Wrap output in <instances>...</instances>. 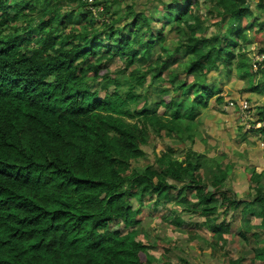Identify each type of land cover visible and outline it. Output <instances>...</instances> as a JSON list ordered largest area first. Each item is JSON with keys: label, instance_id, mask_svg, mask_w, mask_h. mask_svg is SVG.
I'll return each instance as SVG.
<instances>
[{"label": "trees", "instance_id": "trees-1", "mask_svg": "<svg viewBox=\"0 0 264 264\" xmlns=\"http://www.w3.org/2000/svg\"><path fill=\"white\" fill-rule=\"evenodd\" d=\"M132 2L95 18L80 0H0V264H171L140 240L139 218L159 208L218 250L234 228L264 264V173L239 200L220 162L191 148L137 164L151 137L194 143L223 81L253 74L247 34H264V0Z\"/></svg>", "mask_w": 264, "mask_h": 264}, {"label": "rangeland", "instance_id": "rangeland-1", "mask_svg": "<svg viewBox=\"0 0 264 264\" xmlns=\"http://www.w3.org/2000/svg\"><path fill=\"white\" fill-rule=\"evenodd\" d=\"M130 1H106L104 6L109 2L113 9L105 17L109 18L111 13L127 7L128 4H131ZM132 1L139 7L146 3V0ZM247 2L253 9L257 0H247ZM31 8L32 6L29 7V9ZM202 13L203 10L200 14ZM247 23L248 21L242 22L244 26ZM258 28L259 26L255 25L252 31H257ZM247 35L253 38L254 44L259 49L262 40H264V34L248 32ZM122 63L123 61L116 60L109 66L111 75H115L123 69ZM262 69L264 70V67ZM257 72L252 71L253 74L249 73L248 77L241 78L243 73L233 70L230 79L223 81V92L219 95L223 98V103L218 104L215 99H212L208 106L199 113L200 124H198L194 136V143H191L186 137L183 138L182 144L164 137L161 139L151 137L149 146L143 148L145 158L139 160L137 164L141 167L153 163L154 157L167 145L178 151L191 148L194 152L206 155L208 160L219 161L220 166L226 172L224 186L235 193L237 199L249 200V194L253 192L252 189H256L250 183L251 170L254 169L256 173H264V140L258 133H248L244 129L245 124L240 120V112L229 108L227 103L246 100L252 108L254 107V115L264 109V102H261L264 101V95H259L256 92L264 94V73ZM188 81H192V78H189ZM254 86H256L255 91L249 90ZM100 95L103 96V93L101 92ZM189 97L191 98L192 94H189ZM258 182L264 188V175ZM153 213L155 214L147 217L145 210L143 216L139 218L143 220V225L145 224L144 237L141 236L140 240L149 247V254L158 260H161L165 255L171 264H181L178 259L186 261L184 264H236L237 261L240 262L239 264H259L252 260L249 253L250 247L236 236V232L234 234V228H232L231 235L224 237L226 239L225 246L222 250H218L211 246V235L206 230L199 229L194 232V229L191 228L189 231L192 236H190L178 231L177 228L165 221L162 218L161 208L153 210ZM192 221L197 222L198 220ZM252 223L256 225L258 221L253 220ZM237 225L239 223L234 226Z\"/></svg>", "mask_w": 264, "mask_h": 264}, {"label": "built area", "instance_id": "built-area-1", "mask_svg": "<svg viewBox=\"0 0 264 264\" xmlns=\"http://www.w3.org/2000/svg\"><path fill=\"white\" fill-rule=\"evenodd\" d=\"M81 3H83L86 8L92 13L94 17H97L98 15H101L104 10V3L109 0H80ZM253 51L251 59V70L255 73L260 68H262V61L264 60V52L262 53H256L254 49H251ZM228 107L238 111L240 115V120L243 124H245V127L247 129H260L264 127V119L262 121H256L254 118L255 110L254 107L249 105V103L246 100L239 101L238 103L229 102ZM244 119V120H243Z\"/></svg>", "mask_w": 264, "mask_h": 264}, {"label": "clouds", "instance_id": "clouds-1", "mask_svg": "<svg viewBox=\"0 0 264 264\" xmlns=\"http://www.w3.org/2000/svg\"><path fill=\"white\" fill-rule=\"evenodd\" d=\"M90 12V11H89ZM103 12H104V10H103ZM91 13V12H90ZM99 16V15H98ZM96 18V17H95ZM251 47V48H250ZM250 47H248L249 49H248V56H250V55H252V53H253V51L251 50L252 48L254 49V51H256V49L258 48L257 47V45L256 44H253V45H251ZM230 102V101H229ZM228 102V103H229ZM232 102V101H231ZM227 103V104H228ZM234 103V102H233ZM238 103V102H237ZM236 111V110H235Z\"/></svg>", "mask_w": 264, "mask_h": 264}, {"label": "crops", "instance_id": "crops-1", "mask_svg": "<svg viewBox=\"0 0 264 264\" xmlns=\"http://www.w3.org/2000/svg\"><path fill=\"white\" fill-rule=\"evenodd\" d=\"M258 1H259V0H257V2H258ZM257 2H256V3H257ZM261 102L263 103L264 101H261Z\"/></svg>", "mask_w": 264, "mask_h": 264}]
</instances>
